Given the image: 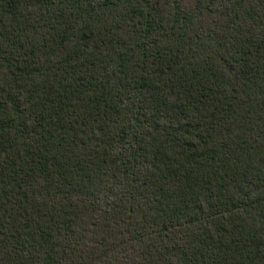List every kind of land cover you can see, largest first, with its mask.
Segmentation results:
<instances>
[{"label": "trees", "instance_id": "obj_1", "mask_svg": "<svg viewBox=\"0 0 264 264\" xmlns=\"http://www.w3.org/2000/svg\"><path fill=\"white\" fill-rule=\"evenodd\" d=\"M0 264H264V0H0Z\"/></svg>", "mask_w": 264, "mask_h": 264}]
</instances>
